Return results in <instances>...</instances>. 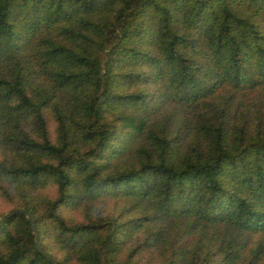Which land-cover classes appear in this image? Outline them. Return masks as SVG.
<instances>
[{
  "label": "trees",
  "instance_id": "trees-1",
  "mask_svg": "<svg viewBox=\"0 0 264 264\" xmlns=\"http://www.w3.org/2000/svg\"><path fill=\"white\" fill-rule=\"evenodd\" d=\"M0 196V264H264V0H0Z\"/></svg>",
  "mask_w": 264,
  "mask_h": 264
},
{
  "label": "water",
  "instance_id": "water-1",
  "mask_svg": "<svg viewBox=\"0 0 264 264\" xmlns=\"http://www.w3.org/2000/svg\"><path fill=\"white\" fill-rule=\"evenodd\" d=\"M14 213H22L25 215L27 221H28V224L30 226V229H31V232H32V235H33V247L40 253H42L43 255H45V253L43 252L42 248H41V245L39 243V240H38V233H37V230L35 228V225L33 223V218L30 214V212L22 209V208H19V207H14V208H11L7 211H5L4 213H2L0 215V222L3 221L7 216L11 215V214H14ZM46 256V255H45ZM48 261L50 262V264H55L52 260H50L48 258ZM106 264H135V263H132L130 261H112V262H108Z\"/></svg>",
  "mask_w": 264,
  "mask_h": 264
},
{
  "label": "rangeland",
  "instance_id": "rangeland-1",
  "mask_svg": "<svg viewBox=\"0 0 264 264\" xmlns=\"http://www.w3.org/2000/svg\"><path fill=\"white\" fill-rule=\"evenodd\" d=\"M48 127H49V132L51 131V134L53 135V132H54L53 126L50 121H49ZM9 207H10V204L8 203V201L0 196V215L1 213L7 211Z\"/></svg>",
  "mask_w": 264,
  "mask_h": 264
}]
</instances>
